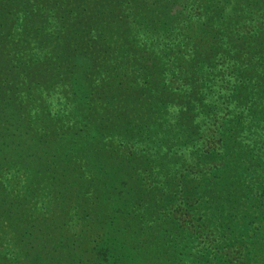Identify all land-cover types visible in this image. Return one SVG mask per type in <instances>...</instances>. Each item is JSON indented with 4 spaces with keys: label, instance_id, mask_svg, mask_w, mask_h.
Returning a JSON list of instances; mask_svg holds the SVG:
<instances>
[{
    "label": "trees",
    "instance_id": "1",
    "mask_svg": "<svg viewBox=\"0 0 264 264\" xmlns=\"http://www.w3.org/2000/svg\"><path fill=\"white\" fill-rule=\"evenodd\" d=\"M93 1L98 17L115 12L110 21H116L117 27H112L114 24L107 26L98 35L99 41L97 38L82 41L72 63L47 68L53 74L49 84L51 89H54L55 80L65 82L61 94L63 101L58 102L61 101L64 111L52 115L54 122L62 121L57 127L48 120L51 118V101L48 98L51 95L38 90L40 79L31 86H25L24 77L11 78L9 73L0 69V166L7 164L1 157L4 154L10 159V165L17 164L27 170V189L29 178L37 176L39 181L36 183L49 197L47 204L51 203L47 209L50 216L62 213L66 216L64 222L74 215L99 222L100 236L106 239L105 251L110 252L105 258L111 261L110 264H157L155 260L148 261L139 256L141 242L129 243L130 239L126 242L122 239L124 236L119 237L117 233L126 228L115 223L119 217L123 220L129 216L141 218L140 206L148 208L151 217L156 219L169 217L159 210V200L150 193L154 189H150V184L136 170L138 163H143V174L149 164L162 170L177 161L178 164L189 161L194 169L186 166L179 184L182 185L179 193L183 191V195L191 199L189 212L200 213V219L226 224L234 233L246 234L257 245V248H252L254 252L264 249V236L258 237L261 233L264 235V223L254 227V223H258L256 215L261 211L259 204L264 205V195L259 192L264 182V145H257L259 137L264 139V70L255 74L254 64L248 72L239 64L231 63L235 67L228 74L234 75L226 79V84L223 79L222 86L216 85L217 76L207 73L230 60L226 51L220 50L218 54L216 48H212L210 53L207 50L210 42L203 37L196 44L189 61L180 56L177 58L182 60L178 61L181 71L179 85L167 81L165 70L169 69L174 76L172 66L167 65L171 60L161 65L154 61L156 66L148 63L144 69L140 65L139 70L145 72H140V76L137 72L131 78L125 73L119 77L115 69L123 63H116L115 59L120 55L118 50L124 54H140L139 48L132 43H136L137 34L129 30V21L138 20L131 15L138 13L139 17L149 18V14L156 11L161 16L159 22L166 25L169 18L164 0ZM148 2L155 5L153 10H147ZM210 7L207 20L211 26L218 21L214 17L218 5ZM0 9L3 14L0 17L2 47L6 46L4 33L9 17L15 15L21 22L29 23L31 8L18 0H0ZM225 9L221 8L219 12ZM149 20L146 21L158 22L153 18ZM95 25L90 23L89 27ZM115 29L118 30L114 32ZM217 37L214 41L220 44V49L226 41L222 38L217 40ZM119 40L120 44L125 42L126 45L110 44ZM5 62L13 64L11 59L0 58L1 65ZM258 65L264 66V61ZM123 70L126 71V66ZM157 70L162 72L159 77L154 74ZM41 121L46 122L41 124L44 129L38 133L36 124ZM207 133L217 138L212 142L205 141ZM251 139L255 140L254 144L249 143ZM19 143L27 145L23 158L16 153ZM10 151L15 153L11 157L8 156ZM14 157L16 161L11 159ZM138 181L140 187H135ZM164 185L168 187L170 179L162 182L163 189ZM221 187L226 192L215 191ZM177 193H166L163 206L166 202L171 204ZM22 194L21 198L28 197L27 191ZM3 204L9 216L16 213L12 203L3 199ZM19 217L20 221L11 229L15 226L16 238L26 246L21 247L22 257H17L13 264L57 263L59 259L53 260L50 255L49 260L37 254L34 258L30 256L39 234L50 228L47 215L33 220L26 210H21ZM175 220L178 221L175 217L170 221L173 223ZM58 224L65 225L60 221ZM172 225L173 228L165 225L163 232L173 236L176 232L185 234L183 240L189 238L191 232L183 224ZM161 228L154 229V232L158 233ZM145 242L151 244L149 239ZM190 246L185 242L183 250L168 255L167 259L171 264H209L211 252ZM45 247L43 245L38 251L47 254ZM60 247H56L54 252H58ZM99 247L103 249L104 245ZM187 249H193L195 254L192 250L186 254ZM167 262L163 261V264Z\"/></svg>",
    "mask_w": 264,
    "mask_h": 264
},
{
    "label": "rangeland",
    "instance_id": "2",
    "mask_svg": "<svg viewBox=\"0 0 264 264\" xmlns=\"http://www.w3.org/2000/svg\"><path fill=\"white\" fill-rule=\"evenodd\" d=\"M18 2L22 5L28 4L29 8H31L28 15L29 23L21 22L15 15L9 17L4 33L6 46L0 47V58L3 60L11 59L13 64L8 65L5 62L6 64L4 65L0 64V69L9 73L8 75L11 78L24 77L25 86L28 84L31 86L33 82L35 83L37 79H40L38 90H43L51 95L48 97L51 101V118H48V120L49 122L52 121V124L57 127L58 123L61 124L62 121L60 119L58 122H54L52 115L56 116L58 112L64 111L61 103L63 101L61 94L63 89H65V85H63L65 82L55 80L54 89H51L52 87L49 84L53 74L47 68L63 67L72 63L75 59L77 48L82 41L90 40V38L97 40L98 35L102 34L105 28L111 24H114L112 27H117L116 21L115 23L110 21L115 12H112L113 15L104 16L103 18L102 16L98 17L96 15L97 7L93 0H18ZM149 4L146 6L147 10H153L152 8L155 5ZM164 5L166 6V12H168L167 17L169 20L167 23L169 26L159 22L161 16L156 11L155 13L151 12L149 14L150 17L148 16L149 18L147 16L139 17L138 13L131 15L138 20L136 22L129 21L131 22L129 30L131 33L135 32L134 34H137L136 43H132L139 48L140 54L130 55L127 52L124 54L118 50L120 55L115 59L116 63H123L115 69L119 77L121 73H125V76L129 78L138 73V76H140V72H144L139 70L138 67L140 65L144 69L148 63L156 66L157 64L154 61L161 65V63L171 60L167 62V65L172 66L174 76L169 72V69L165 70L167 81L172 82L174 85H179L180 78L178 76H181L179 62L182 60L177 58L180 56L189 61L195 53L196 44L203 37L210 42V45H207V50L210 53L213 52L212 48H216L218 54L220 50L226 51L227 59L230 60L229 63L218 65L213 71L211 70L207 73V75L217 76L216 85L222 86L221 80L223 79L226 84V79L234 75L233 73L228 74L235 67L232 64H239L240 67L245 68L248 72L254 64L255 71L253 73L255 74H261L260 72L264 70L263 65H258L259 62L264 61V0H164ZM212 5H218L215 11L216 15H214L218 21H214V25L211 24L210 26L207 18L211 13L212 7L210 6ZM221 8L226 9L220 13ZM1 11L2 9H0V17L3 15ZM150 18L156 19L158 22H147L146 20L150 21ZM90 23H95L96 25L90 28ZM117 30L115 29L114 32ZM217 31L220 33L217 34ZM216 36H218L217 40L222 38L226 41L220 49H218L220 44L214 41ZM110 44L120 46L124 45L125 42L120 44L119 40ZM125 66L126 71L123 70ZM155 72V76H161V71L157 70ZM234 72L236 73V70ZM242 73H244L243 70ZM33 86L36 88L35 84ZM59 100H61L60 103H58ZM63 119L66 120L65 117ZM43 122L46 121L36 124L38 133L44 129L41 127ZM262 131L264 133V129ZM210 134L204 135L205 141L212 142L217 138L216 135L213 138ZM254 142V139L249 140L250 144H254ZM19 144L20 147L16 149L18 151H14L23 158L24 155L26 156L23 152L27 145L25 143ZM257 145L263 147L264 139L259 137ZM55 147L56 145L51 148ZM9 154L8 156L11 157L15 153L13 154L10 151ZM18 156L16 155V158ZM1 157L7 164L0 166V257L3 259L0 260V264H13L14 260L23 253L21 247L26 246L22 244L24 242L16 238L17 230H15V226L11 229L13 224L20 221L21 210H26V213L30 214L33 220H39L43 214L47 215L50 223V228L39 234L37 244L35 243V247L30 251V256L33 258L37 254V256L45 260H49V255L54 257L52 258L53 260L59 259L57 263L49 264L111 263L110 260L106 259L107 257L105 258V255L108 256L110 252L105 251L107 245L104 242L106 239H104L105 236H100L99 222L77 215L72 216L71 220L64 222L66 216L62 213L50 216L47 209L48 207L50 209L49 204L51 203L48 202L47 204L49 197L45 195L44 190H40L41 185L36 183L39 178L37 176L29 178L27 189L25 181L27 170L20 168L17 164L10 165V159L6 158L4 154ZM16 158L11 159L16 161ZM188 162L182 161L181 164L180 162L178 164L177 161L176 164L162 170L149 164L148 169L143 174H141V168L144 167L143 163H138L135 166L143 180L150 184V189H154V192L150 193L159 200L161 204L159 210L164 212V215L169 214V217L166 220H162V216L156 219V217H151L150 211L147 210L148 208L140 206L141 218L129 216L127 220H123L121 217L117 219L115 225L126 228L124 231L119 232L120 234L117 233V235L119 237L124 236L125 238L122 239H126V242L127 239H130L129 243L137 244V240L141 242L139 256L141 258L145 257L148 261L155 260L157 264H163V261H168L167 264H171L169 259H167L168 255L177 254L180 250H183L185 242H188V246H196L199 250L206 249L211 252L209 264H264V249H256L254 252L252 248L254 246L257 248V245L246 234L234 233L231 228L226 227V224L200 219V213L189 212L190 209L188 208L191 204V199H187L183 195V191L179 193L182 188V185L179 184L181 182L180 175L184 172L183 169L186 166L192 169V166H194L192 162ZM196 168L201 169L202 167ZM165 179H170V185L168 187L164 185L163 189L161 185ZM40 181L42 180L40 179ZM155 182L157 183L156 185ZM262 184L259 192L264 195V182ZM138 185L139 181L136 182L135 187ZM146 186L143 183V187L146 188ZM218 190L221 194L224 191L226 192L223 187L215 189V191ZM25 191H27L28 197L21 198L24 195L22 193ZM254 191L255 189H253ZM169 192L178 193L171 204L166 202L163 206V196ZM39 193L41 196L38 195ZM3 199L13 204V212H16L14 215L9 216L4 211L6 206L3 204ZM149 200L154 201V199ZM259 205H261V211L259 215H256L258 223L255 222L254 227L264 223V215H261L264 213V205ZM70 213L73 214L74 211H70ZM202 216L204 218V215ZM174 217L179 221L175 220L173 222L175 225L183 224L191 232L188 239L183 240L185 234L178 233V235L176 232L173 234L178 236L170 234L169 236L163 232L165 225L173 228V223L170 220ZM197 218L199 220H196ZM261 220L263 221L261 222ZM59 221L63 224L65 223V225L60 226L58 224ZM55 224L57 226H54ZM160 227H163V229L161 228V231L159 230L158 233H155L154 229H160ZM139 228L141 230L138 231ZM113 235L116 234L113 233ZM109 236L106 237L108 238ZM262 236H264L262 233L258 235L259 238ZM25 238L29 240L27 237ZM147 239H149L151 244L145 242ZM102 244L104 245L103 249L99 247ZM43 245L48 250L47 254L38 251ZM56 247H60L58 252H54ZM147 249L148 251H146ZM189 250H192V254H195L193 249H187L185 253L188 254ZM159 257L161 260H156ZM212 257L215 258L210 260ZM109 259H112V257Z\"/></svg>",
    "mask_w": 264,
    "mask_h": 264
}]
</instances>
